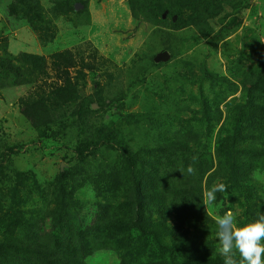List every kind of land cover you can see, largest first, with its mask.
Segmentation results:
<instances>
[{
  "label": "rangeland",
  "instance_id": "obj_1",
  "mask_svg": "<svg viewBox=\"0 0 264 264\" xmlns=\"http://www.w3.org/2000/svg\"><path fill=\"white\" fill-rule=\"evenodd\" d=\"M3 49L48 69L36 84L0 73V264H26L18 239L150 263L151 237L107 227L134 218L137 181L160 191L153 219L195 236L218 239L226 211L255 218L249 194L264 213V0H0Z\"/></svg>",
  "mask_w": 264,
  "mask_h": 264
},
{
  "label": "trees",
  "instance_id": "obj_2",
  "mask_svg": "<svg viewBox=\"0 0 264 264\" xmlns=\"http://www.w3.org/2000/svg\"><path fill=\"white\" fill-rule=\"evenodd\" d=\"M3 52L5 53L4 56L0 57V73L3 74V81L8 76H12L14 82L18 84H36L40 82L39 74H45L46 76L45 71L48 66L44 56L23 53L12 57L8 56L6 50L3 49ZM51 58L50 68L55 69L58 73L57 76L60 78L62 66L58 61L59 56L53 55ZM62 61H65V59H62ZM20 63L24 66L23 70L22 66H17ZM63 67H67L66 64H63ZM3 84L4 82L0 83V88L3 87ZM245 150L257 154V150L254 148ZM79 155L83 157L81 153ZM249 180V178L240 175L236 177L235 183L242 187V184ZM159 192L155 185L150 188L147 186L143 188L142 183L137 181L133 187L134 200L138 204L134 218L123 220L116 218L109 221L107 227L114 232L127 231L137 237H151L161 252H157L153 257V261L148 264H224V256L215 250L219 246L218 239L199 237L197 234L195 236L192 232L197 230V227L191 225L187 220L184 223L171 225L166 219L161 218L159 221L153 219L150 207L155 206L154 200L159 196ZM246 200L249 214L253 213L256 218L263 213L261 210L262 205H257L253 196L249 194V196H246ZM82 238L78 237L79 240H82ZM68 240L70 241H67V243L56 241L47 246L38 240L27 239L22 241L18 239L8 245L26 254V264H87L85 262L86 256L71 245V239ZM233 259L239 262L238 252L235 253ZM9 263L11 262H3V264Z\"/></svg>",
  "mask_w": 264,
  "mask_h": 264
},
{
  "label": "clouds",
  "instance_id": "obj_3",
  "mask_svg": "<svg viewBox=\"0 0 264 264\" xmlns=\"http://www.w3.org/2000/svg\"><path fill=\"white\" fill-rule=\"evenodd\" d=\"M193 161L197 158L193 157ZM187 173L195 175V169L190 164ZM224 183L214 184L206 189L204 196L206 203L211 205L216 201L217 192H225ZM218 226L217 237L219 240V252L224 256V264H237L233 259L236 252L239 253V264H264V213L259 214L249 222L238 224L232 211H226L223 215L215 217Z\"/></svg>",
  "mask_w": 264,
  "mask_h": 264
},
{
  "label": "water",
  "instance_id": "obj_4",
  "mask_svg": "<svg viewBox=\"0 0 264 264\" xmlns=\"http://www.w3.org/2000/svg\"><path fill=\"white\" fill-rule=\"evenodd\" d=\"M165 56H166V53H162V55L157 56L155 60H159L160 58H163Z\"/></svg>",
  "mask_w": 264,
  "mask_h": 264
}]
</instances>
